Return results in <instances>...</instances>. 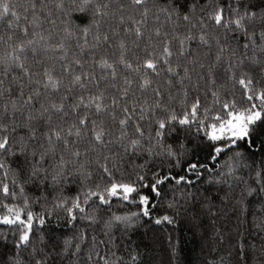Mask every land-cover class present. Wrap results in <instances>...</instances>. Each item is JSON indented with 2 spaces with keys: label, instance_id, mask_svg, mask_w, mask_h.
Masks as SVG:
<instances>
[{
  "label": "snow or ice",
  "instance_id": "snow-or-ice-1",
  "mask_svg": "<svg viewBox=\"0 0 264 264\" xmlns=\"http://www.w3.org/2000/svg\"><path fill=\"white\" fill-rule=\"evenodd\" d=\"M0 21V264H121L116 231L189 209L218 264H264V0H0ZM166 183L172 214L153 215Z\"/></svg>",
  "mask_w": 264,
  "mask_h": 264
},
{
  "label": "trees",
  "instance_id": "trees-1",
  "mask_svg": "<svg viewBox=\"0 0 264 264\" xmlns=\"http://www.w3.org/2000/svg\"><path fill=\"white\" fill-rule=\"evenodd\" d=\"M15 3H20L21 0H13ZM23 22V21H22ZM6 21H0V35L4 34V29L6 26ZM153 21L149 20V26H151ZM48 25L45 24L44 28ZM195 47V44H193ZM142 54V53H141ZM59 71V69H57ZM222 82V81H221ZM90 89L95 90L94 86H89ZM101 88H105V84L101 82ZM115 89L107 87L108 93L115 92ZM190 99L194 98L197 93L189 89ZM200 98L203 102L204 96L203 92L199 93ZM239 96V93H237ZM110 102V101H109ZM244 147H247L246 145ZM250 152L254 153L251 157L252 160L256 162H264V141L260 137H257L254 141L253 147L249 149ZM207 150L194 149L188 159L191 162H200L208 164L210 167L215 168V164L206 159ZM186 166V165H185ZM179 175H184L186 179L193 181L192 188L190 191H199L201 196H203L207 191H211V188L207 184L209 175L207 169L203 170V179L199 180L192 173H185L179 169L174 170ZM35 189L28 185L26 187V192L29 196L34 198ZM146 193L150 194V189L144 190ZM66 195L68 193H65ZM156 199L155 197H153ZM173 199V191L170 189L169 185L166 183L163 186L162 195L159 198L160 203L156 206L153 215L165 213L172 214L168 209L167 201ZM51 200V196H49ZM34 212H41L42 209L39 204L33 206ZM113 210L123 214L127 211H137L134 205H127L123 208H117L113 205ZM64 212L57 213V216L61 219L59 223L57 222V216H54L50 223L45 225V232L56 237L66 233L68 230L64 227ZM103 215V214H102ZM211 222L207 217L202 218L199 226L191 219V209L187 213H181V215L175 217V222L172 225H161L156 226L150 222L146 223L141 221L140 225L137 226L128 235L122 236L119 231L114 233V239L108 242V238L104 237L105 241L108 242V246L111 251L115 252L116 256L121 258V264L130 260L131 255H136L137 253V264H160L164 261L165 264H213V262L220 261L221 257H227L226 252L217 243L219 237H214L213 230L211 228ZM0 231H2V226H0ZM91 232V230H89ZM99 234V229H97ZM70 234V233H69ZM9 235V240H11V233ZM114 245V246H113ZM175 248V257L172 255V247ZM11 244L3 246V242L0 241V251L7 252ZM107 249L104 245L100 246L101 254H104Z\"/></svg>",
  "mask_w": 264,
  "mask_h": 264
}]
</instances>
